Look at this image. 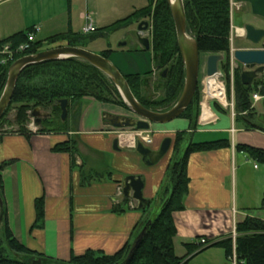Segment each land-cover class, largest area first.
<instances>
[{"label": "crops", "instance_id": "crops-1", "mask_svg": "<svg viewBox=\"0 0 264 264\" xmlns=\"http://www.w3.org/2000/svg\"><path fill=\"white\" fill-rule=\"evenodd\" d=\"M85 1V8L90 9L89 1ZM0 3L10 4L0 13V39H3L13 34L11 0H0ZM73 4L74 0H71V7ZM91 9L98 15L93 20L94 27H101L113 22L112 10H118V7L111 6L109 0H103L101 5L95 4ZM138 45L145 49L139 42ZM207 54L202 57L204 75ZM152 70L154 74L157 70L155 64ZM211 82L212 88L208 92L226 102L223 84L220 80ZM200 102V114L194 130L190 128V120L182 116L167 123L151 124L149 130L153 142L148 146L159 148L167 136L172 138V144L158 163L148 166L136 151L137 140L140 139L137 129L115 127L103 116L105 111L124 114L120 111L121 106L84 97L76 128L69 131L78 140L81 153L78 162L84 161L89 169L112 171L111 177L95 178L87 184H83L80 171L72 168L69 153L52 150L56 142L68 139V133H33L27 136L9 132L0 135V164L7 162L1 170L7 218L15 237L26 247L63 261H69L73 255H80L88 249L112 254L128 241H135L136 233L143 229L144 220L156 217L166 198L159 192L166 183L167 167L178 130L191 132L189 141H194L196 136L199 141L231 137L232 145L189 155L187 173L190 183L185 209L174 212L176 254L184 256L187 253L184 243L195 242L200 236L213 240L233 234L236 223L248 215L264 219V208L258 203L264 198V166H259L235 147L238 143H245L264 148V129L248 127L246 120L241 121V126L237 125L230 109L216 108L214 100H204L202 92ZM126 135L132 137L129 142L123 140ZM115 138L119 141V149L113 146ZM87 150L89 153L85 152ZM89 155L93 157L91 160ZM101 155L109 161L105 170L98 169L94 160ZM129 174L141 175L145 180L143 193L149 199L146 211L133 207L132 203L137 201L132 198H129L128 209L115 211L125 198L120 191L123 178ZM40 196L45 198L42 227L35 226V202ZM155 203L156 210L153 209ZM199 253L196 251L186 257L189 264Z\"/></svg>", "mask_w": 264, "mask_h": 264}, {"label": "trees", "instance_id": "trees-1", "mask_svg": "<svg viewBox=\"0 0 264 264\" xmlns=\"http://www.w3.org/2000/svg\"><path fill=\"white\" fill-rule=\"evenodd\" d=\"M188 31L197 39L200 51L205 53H225L226 59L221 63L229 73L230 48H231V6L230 0H184ZM148 20L151 24V44L153 59L158 71L157 90L162 93L158 97L148 96L145 92L146 78L153 74L148 72H133L124 74L135 97L146 107L166 111L179 99L184 87L185 64L178 44L177 32L172 11L168 0H147V4L134 9L125 17L119 18L110 24L95 27L89 34L69 29L56 33L46 39L29 41V48L15 54L12 60L3 62L5 54L0 53V97L4 91L8 71L11 64L18 58L32 53H37L47 46L58 44L80 46L87 48L91 40L104 37L121 28L138 25L140 21ZM34 27L20 30L12 35L0 39V50L6 43L15 48L28 42V35L34 31ZM65 44V45H66ZM46 46V47H45ZM88 49V48H87ZM113 49L106 48L99 53L109 58ZM167 70V75L163 72ZM264 93V80L257 78L251 84H243L240 72L236 71L234 79V103L236 121H257L264 129L263 116L258 115L256 106L251 105V95L259 90ZM229 98L231 92H228ZM84 97H93L101 102L113 103L129 109L120 91L113 80L95 65L78 57H69L27 65L20 73L13 98L3 117L0 119V135L9 132H19L30 136L33 133H68L70 129L66 122H61L62 99L68 100L69 107L78 105L76 118L81 111ZM116 97V98H115ZM201 87L200 81L193 101L182 113V117L190 120V128L197 127L200 114ZM216 108H222L218 102ZM51 107V113L42 119L36 132L32 131L28 124L35 108ZM15 109V119L11 122L13 128H4L7 115ZM60 114L59 117L53 114ZM66 118V120H67ZM60 120V122L58 121ZM248 127L250 124L246 123ZM67 140L56 142L52 146L54 152H67L71 157V166L80 171L83 184L92 179L111 177L112 171H97L89 169L86 163L78 162L81 156L78 140L73 134H69ZM191 132L178 130L174 139L173 152L167 167L166 183L160 190L166 198L161 206L160 213L153 219L143 222L144 233L139 245L130 255L134 241H128L120 250L108 254L102 250L88 249L80 255H73L69 261L53 259L36 250L23 245L13 234L7 218V207L4 196V181L1 170L7 164H0V264H37L35 260H41L40 264H189L186 257L194 252H201L213 246L224 249L225 256L231 261L235 251L238 264H264V219L248 215L245 219L236 223V237L233 234L221 236L217 239H207L201 242L204 236L197 238L195 242L184 243L187 253L178 256L175 252L174 237L177 235V227L174 220V212L185 209V199L189 193L190 177L187 173V163L192 152L209 151L230 147L229 138H219L206 141H189ZM188 141V142H187ZM186 145L185 147H183ZM238 151L245 152L251 159L264 163V148L245 143L235 145ZM129 198L115 208L122 212L128 209ZM35 226L42 227L45 221V198L36 199ZM264 208V198L262 202ZM146 206L142 211H146ZM142 229V230H143ZM139 234L136 233L135 237ZM235 245V248H234Z\"/></svg>", "mask_w": 264, "mask_h": 264}, {"label": "water", "instance_id": "water-1", "mask_svg": "<svg viewBox=\"0 0 264 264\" xmlns=\"http://www.w3.org/2000/svg\"><path fill=\"white\" fill-rule=\"evenodd\" d=\"M168 2L172 11L178 44L185 64L184 87L179 99L171 108L166 111H157L146 107L135 97L126 77L109 58L84 47L66 44L45 48L37 53L24 55L11 64L4 91L0 97V119L9 107L19 75L27 65L45 60H55L69 57H78L86 60L106 73L117 86L130 110L136 115L131 116L105 111L103 116L113 126L118 128L133 127L138 130H149L152 123H167L180 117L193 101L198 89L201 67V51L197 39L188 31L184 0H168ZM150 28L151 24L148 20L140 21L137 26L138 41L147 50L152 48L151 38L149 35L142 33L147 32ZM124 45H126L125 41L119 44L120 47ZM234 56L239 62L246 64V67L248 68L247 70L242 71L240 76L243 84H251L254 79H256L259 74L264 71L263 49H236ZM224 59V53L207 54V76L215 78L216 73L219 70V63ZM166 75L167 70L163 72V76ZM68 103L67 99H62L60 101L62 110L61 117L63 120L66 119L68 115ZM262 103L264 109V100ZM32 116L35 118V124L39 125L46 114L41 112V107H37L33 110ZM247 123L253 127L263 128L257 123H253L251 121H247ZM171 144L172 138L167 136L163 139L159 148L153 149L146 145L141 139H138L136 151L142 156L144 164L151 166L158 163L169 152ZM113 146L115 149H119V141L117 138L114 139ZM122 185L123 196L125 198H133L136 200L138 209H142L147 205L149 199L144 196L143 189L145 186V180L141 175H126L123 178ZM144 230L145 228L135 238L130 255H132L134 250L139 245ZM33 262L40 264L41 260H35Z\"/></svg>", "mask_w": 264, "mask_h": 264}, {"label": "rangeland", "instance_id": "rangeland-1", "mask_svg": "<svg viewBox=\"0 0 264 264\" xmlns=\"http://www.w3.org/2000/svg\"><path fill=\"white\" fill-rule=\"evenodd\" d=\"M88 1L90 4V9L85 8V0H74V4L72 7L71 0H11V34L18 31L19 29H26L34 25L36 28H38V30L35 31L36 38L41 40L46 39L54 33L68 31L69 29L89 34V32L86 33L83 31V27L86 25L87 20L82 16V13L84 15H90L92 17V20H96L98 15L92 13L91 7L94 8L95 4L101 5L103 0ZM109 4L113 7H118V10H112L111 21H115L130 14L134 9H136V7L139 8L144 6L145 4H147V0H109ZM9 5V3H0V13L4 11ZM19 22L21 23V26ZM234 22L235 24H239L240 22L238 13L235 14ZM3 25H8V23H3ZM150 31L151 28L147 32H144L142 34H147L151 38ZM124 41L126 42V45L120 47L119 44ZM138 42L137 25L133 24L129 27L113 31L104 37H99L95 40H91L88 43L87 48L97 53L106 48L113 49L112 53L109 56V59L121 70L123 74L133 72H148L153 69L155 64L153 59V51L152 49L147 50L141 48L138 45ZM235 45L237 47H245L246 44L242 39L235 38ZM52 46H58V44ZM49 47L51 46H47V48ZM203 64V60H201L199 74V77H201V79L204 78ZM160 73L161 71L156 70L154 74L146 78V85H144V89L148 96L158 97L159 95H161L162 91L156 89V80ZM224 96V99H226L225 93ZM262 104V101L258 102L256 104V109L258 111V115L260 114L263 116L264 109ZM77 107V104L71 105L69 107L70 114L67 120H63L62 118H60V114L56 115L54 113L53 116L59 117L62 123L66 122V124L69 125L70 129H75ZM82 107L83 106L81 105V108ZM51 109V107L41 108V112L48 116L51 113ZM120 111H122L125 115L136 116L131 110L124 107H120ZM15 112V109L9 111L6 122L3 124L4 128H13L11 122H13L15 119ZM81 113L82 109L79 112V116ZM33 118L34 117L31 115V121L29 122L28 127L33 121ZM58 121L60 122V120ZM237 123V125L240 126L243 124L241 121H237ZM73 136L75 137V135ZM193 139L194 141H199L198 139L200 138L196 136ZM85 152L89 153V150ZM104 156L105 155H101V157H96L94 159L96 162V167L98 169L105 170L109 166V161ZM92 158V156H88L89 160H91ZM256 163L259 166H264V163H260L257 161ZM258 203L260 206L262 205V202ZM153 209H157L156 203L154 204ZM158 209L160 213L161 207ZM254 212L258 213L257 211ZM197 263L233 264L232 261L226 258L224 249L219 246L210 247L194 256L190 264Z\"/></svg>", "mask_w": 264, "mask_h": 264}, {"label": "built area", "instance_id": "built-area-1", "mask_svg": "<svg viewBox=\"0 0 264 264\" xmlns=\"http://www.w3.org/2000/svg\"><path fill=\"white\" fill-rule=\"evenodd\" d=\"M84 17L86 18L87 22L86 25L83 27V31L88 33L90 31H92L95 27L93 25V20L92 17L90 15H84ZM38 28L34 27V31L32 33H30L28 35V42L20 44L19 46H16L15 48H11V44L10 43H6L3 45L2 49L0 50V53L5 54L3 62H7L8 60H12L15 56V54H18L19 52L25 50L26 48H29L30 44L29 41H34L36 38V34L35 31H37ZM239 34V28L235 25H231V33H230V40H231V66H230V77L227 78L226 72L219 66V70L216 73V77H209L207 76V74L204 76V78L202 79V95L204 100L205 99H209V100H214V102H218L219 105L222 108L225 109H230L231 111V115L233 117L236 116V112H235V103H234V71L235 68H237L238 66V62L236 61V59L234 58V51L235 49L241 48V49H245V47H235L234 44V38ZM264 49V48H263ZM33 54V53H32ZM244 69H247L246 65L243 64ZM264 80V77H261ZM229 79H230V83H229ZM220 82L223 84L224 87V93L226 95V102H222L220 101L218 98H216L213 95H208L207 92L211 90L212 88V83L211 81H214V83L216 82ZM262 88V86H259V90L254 91L251 95V105L255 106L258 102L263 101L264 100V93H261L260 89ZM231 92V97L229 98L228 96V92ZM201 103V102H200ZM30 129L34 132L37 131L38 129V125L35 124V118H33V121L31 122V124L29 125ZM232 131L235 130V128L231 129ZM139 133V138L145 143V144H151L153 142V138L151 136V130H138ZM120 193H123V191H120ZM133 199V198H132ZM134 200V199H133ZM136 202V200H134ZM132 206L135 207L137 206V203L133 204ZM233 237H234V241H235V237H236V228L234 229V233H233ZM206 238H202L201 242H205ZM235 248V245H234ZM233 264H238L237 260H236V253L234 251L233 255H232V259H231Z\"/></svg>", "mask_w": 264, "mask_h": 264}, {"label": "flooded vegetation", "instance_id": "flooded-vegetation-1", "mask_svg": "<svg viewBox=\"0 0 264 264\" xmlns=\"http://www.w3.org/2000/svg\"><path fill=\"white\" fill-rule=\"evenodd\" d=\"M230 6H231V10H230L231 25L233 24L239 28V34L235 38L242 39L245 42L246 44L245 49H263L264 48V0H230ZM236 13H238L239 15V20H240L239 24H235L234 22V17ZM235 38H234V44H235ZM203 55L204 54L201 53V60ZM225 59H226V54H225ZM225 59L223 61H225ZM223 61L219 63V66L226 72L227 78H229L230 68H229V73H227V71L221 65ZM236 61L238 62V66L237 68H235L234 71V79H235L236 71H239L241 76L242 71L248 69V68L244 69L243 63L239 62L237 59ZM230 66H231V48H230ZM259 77H264V71L260 73L257 78ZM200 79L201 78L199 77L200 87L202 92V79L201 80ZM229 83H230V79H229Z\"/></svg>", "mask_w": 264, "mask_h": 264}, {"label": "bare ground", "instance_id": "bare-ground-1", "mask_svg": "<svg viewBox=\"0 0 264 264\" xmlns=\"http://www.w3.org/2000/svg\"><path fill=\"white\" fill-rule=\"evenodd\" d=\"M172 1H174V0H172ZM209 93V92H208ZM211 94V93H210ZM131 137V135L129 136V135H126V137L124 136V139L123 140H125V139H127V142H129V140L132 138H130ZM135 137V136H134ZM134 141V140H133Z\"/></svg>", "mask_w": 264, "mask_h": 264}]
</instances>
